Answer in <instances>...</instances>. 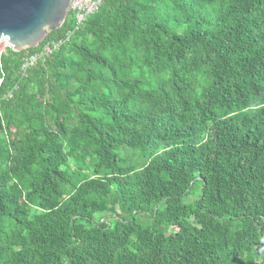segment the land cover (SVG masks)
I'll return each instance as SVG.
<instances>
[{
  "label": "trees",
  "instance_id": "trees-1",
  "mask_svg": "<svg viewBox=\"0 0 264 264\" xmlns=\"http://www.w3.org/2000/svg\"><path fill=\"white\" fill-rule=\"evenodd\" d=\"M75 26L0 52V264H264V0Z\"/></svg>",
  "mask_w": 264,
  "mask_h": 264
},
{
  "label": "water",
  "instance_id": "water-1",
  "mask_svg": "<svg viewBox=\"0 0 264 264\" xmlns=\"http://www.w3.org/2000/svg\"><path fill=\"white\" fill-rule=\"evenodd\" d=\"M71 0H0V43L16 51L39 46L66 21Z\"/></svg>",
  "mask_w": 264,
  "mask_h": 264
},
{
  "label": "built area",
  "instance_id": "built-area-1",
  "mask_svg": "<svg viewBox=\"0 0 264 264\" xmlns=\"http://www.w3.org/2000/svg\"><path fill=\"white\" fill-rule=\"evenodd\" d=\"M103 1L104 0H71L70 12L72 13L76 21L75 29L85 21L89 14L96 12L100 8ZM74 31V29H70L64 38L48 41L45 44L42 52L40 54L32 55L28 63L34 64L38 60L39 56L52 53L55 49L59 48L64 41L69 40Z\"/></svg>",
  "mask_w": 264,
  "mask_h": 264
},
{
  "label": "rangeland",
  "instance_id": "rangeland-1",
  "mask_svg": "<svg viewBox=\"0 0 264 264\" xmlns=\"http://www.w3.org/2000/svg\"><path fill=\"white\" fill-rule=\"evenodd\" d=\"M6 46H8V43L4 39L0 43V52H2L3 50H5ZM121 153L123 155H126L127 157H130V160L132 162L142 163L143 160H144V155H143V153L140 150H134L133 148L124 147L123 149H121Z\"/></svg>",
  "mask_w": 264,
  "mask_h": 264
},
{
  "label": "bare ground",
  "instance_id": "bare-ground-1",
  "mask_svg": "<svg viewBox=\"0 0 264 264\" xmlns=\"http://www.w3.org/2000/svg\"><path fill=\"white\" fill-rule=\"evenodd\" d=\"M71 13V12H70Z\"/></svg>",
  "mask_w": 264,
  "mask_h": 264
}]
</instances>
